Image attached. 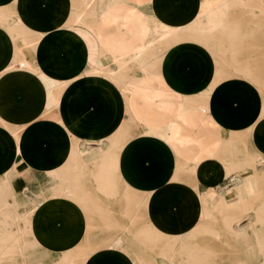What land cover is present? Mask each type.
I'll return each mask as SVG.
<instances>
[{
    "label": "crops",
    "instance_id": "1",
    "mask_svg": "<svg viewBox=\"0 0 264 264\" xmlns=\"http://www.w3.org/2000/svg\"><path fill=\"white\" fill-rule=\"evenodd\" d=\"M73 7L72 0H0V204H7L0 208V264H78L74 255L84 247L96 249L84 264H137L136 254L103 245L128 228L144 244L146 219L180 231L183 197L208 186L195 166L214 177L222 170L218 156L229 166H253L255 158L264 164V98L249 79L264 69V50L243 56L251 43L264 48V0H112L99 7L93 30L56 29ZM183 42L199 52L197 62L186 64L177 51L163 69L182 75L186 64L191 74L206 76L205 84H174L158 68L165 51ZM260 122L262 140L245 143L239 129ZM133 123L144 131L131 132ZM124 126L130 137L118 166L85 157L73 166L75 149L104 147ZM233 144L240 160L229 150ZM185 166H193L198 181L186 177ZM146 195L149 210L143 207L133 222L129 201Z\"/></svg>",
    "mask_w": 264,
    "mask_h": 264
},
{
    "label": "rangeland",
    "instance_id": "2",
    "mask_svg": "<svg viewBox=\"0 0 264 264\" xmlns=\"http://www.w3.org/2000/svg\"><path fill=\"white\" fill-rule=\"evenodd\" d=\"M72 1H73V6H74L73 8H76V10L73 9V13L71 12V16L68 19V22H66L65 25H60L58 28L59 30L63 29V27H65L68 24H77L76 22H74V20H75V18L76 19L78 18L77 16L79 14V11H81L82 13H85V15H86L84 17L82 24L88 26L90 29L93 30L95 20L99 16V13L102 11L99 9V7H102V9H103L104 7H106L107 5H110L112 3V0H103V1L102 0H97V1L96 0H72ZM84 1L88 2L89 5L88 6L86 5V7L82 6V2H84ZM95 2H96V4H95ZM94 5L96 6V9H97L95 17L92 14V8ZM0 13H2L1 9H0ZM9 13H10V15H12L11 11H9ZM72 17L74 19H72ZM0 19H1V16H0ZM24 26L27 27L25 22H24ZM44 37H45V35L41 34V38H44ZM189 46H190L189 43L183 42V43L176 44V45L170 47L169 49H167L162 56V59L159 63L158 68L160 70H165L166 73H168L167 74L168 80L173 82L174 84H177L179 82H184V83H186V82L198 83L199 82L201 84H205L206 83L205 82L206 76H204L202 74H191L190 73L191 68L190 69L187 68L186 64H190L187 61L194 62V63L197 62V56L199 54V52L190 53L191 51H188ZM184 47H186L185 50H184ZM243 49L246 50L247 48L244 47ZM257 50H258V52H262L264 50V48L262 46L260 48H258L256 43H251L250 44V52H254V53L244 51L243 56H245V57H247L249 55L252 56L255 54V52ZM177 51H179L181 53V55L183 57H185V63L186 64H185V68H184V74H182V75L173 74L172 69H167V68L163 69V65H166L165 60H167V56L170 54H174V52H177ZM190 54H192V57H190L191 56ZM137 57H140V56H137ZM187 57H190V58L187 59ZM140 58H137L138 60L137 59L136 60L139 61ZM254 59L256 60V58H254ZM196 70H198V69H196ZM260 71H261V73H259V75L256 74L255 76H250L249 79L251 81H253L260 88V91H261L262 96L264 98V69L260 70ZM258 79L260 81H258ZM216 107H218V106H212V110H210V113L216 114V110H217ZM260 124L261 125L257 124L253 130L239 129V131L240 130L245 131V132H241L244 135L243 139L245 140V143L247 142V143L254 144L256 141L259 143L262 140V134H261L260 128H261L263 123L260 122ZM226 128H228V127H226ZM224 130H225V128L222 129V131H224ZM228 130H230V128H228ZM132 131L134 132V134L135 133L141 134L144 131V126L140 125V124L136 125V123H133V127H132L131 132ZM222 131H220L219 133H221ZM117 134H120V135H117L118 141H120V143H119V147L116 149V151L119 155L120 151L124 147L127 139H129L130 135L125 137L127 135V127L126 126H124L121 129V131L118 132ZM237 147L238 146L233 144L232 148L230 147L229 150L232 149V154L235 156L238 155L237 157H239L238 159L240 160L242 158V157L240 158V148L237 151H235L237 149ZM241 147H242V151L244 153L245 152L248 154L253 153V152H250L249 150H247V148H244V145ZM223 150L225 151V148ZM236 153H237V155H236ZM226 161L227 160H225L224 155L222 156V158L220 156H218L217 163L221 165L220 167L222 168V170L217 175L214 174V177H212L206 173V166H198V168H197V166H195L196 170L194 169V173H196V175H198V177H200V179H199L200 182H203V183L207 184L208 186L211 182H213L216 178H218L219 174L221 176V173H222L223 179H228L222 184V187H224V189L226 188V190L228 191V194H231L233 192L230 190L232 188H234V182L231 179L233 176L231 178H230V176L227 177L230 171L226 172V170L230 167L229 166L230 161H227V162ZM255 161H256V158L254 160H252V164L254 163L253 166H258V168H259V170L255 174L258 177L259 185L261 188L260 195L255 200H253L249 203H245V204L242 203L236 207L234 206V207L224 208V209H222L220 207H214L213 205L211 206V203H212L211 199H212L213 193L217 192L218 190H214V192L208 191L207 190L208 186H207L205 192L202 194L195 193V196L188 195V196L183 197L182 203L179 205L178 209L176 210L177 214L179 215V220L183 226V228L180 231L177 232V231L164 229V228L160 227V225H158L156 222L146 219L145 223H147L149 227H147V229L139 236L140 239L144 242V244H137V243H139V241L136 240V235L134 234L132 229H129V228L127 230L124 229V231H123L124 233L121 234V237H117V238H120L123 240L121 250L124 253L126 252L127 254H136L140 260V262L137 264H164L167 261H168V264H171V263L176 264L175 260L171 261L169 258L162 256V253H161L162 248L165 249V248H168L170 246H173L176 250L175 253H178V254H176V256L179 257L181 245H180L179 241H177V239H176L175 243L170 244V242H169L171 239L170 235L173 236V237L171 236L172 238H174V237L178 238L179 233H182L185 231L189 232L192 229L195 231V229H197L195 231L194 237L189 238V240L191 242L200 241V246H202V247H207V248L212 247L211 250H212V252H214V255L211 257L208 264H260V262L262 261L261 258H258L257 263H255L243 251V249H245L248 245H252V246L255 245L252 231L249 230L250 240H249V244H248V243H244V242H238L237 239L235 238V235L232 232L228 231L225 227L227 221L236 220V219H239L241 217H242V220L240 223L242 225L249 224V219L246 217V215L254 213V209L261 211V213L264 215V208H262V207H264V164L261 165V163L259 164L257 161L256 162ZM113 165L115 166V164H113ZM94 166H97V165H94ZM189 168H193V166H185L186 171L184 173L186 174V177L192 181H198V178H196V175L192 174V169L189 170ZM240 168H241L240 170H242V168H247V167L241 166ZM179 170H180V168H179ZM215 188H217V187H215ZM121 189H122V192L126 193V195H127V191L124 189V187L122 185H121ZM224 189L222 188V190H224ZM147 196L148 195L129 201L131 203V205L136 207V214L132 217L133 222L139 219V217H140L139 212L141 211V209L143 207H148V210H149L150 204H149V200H148ZM139 203L141 205H140V207L137 208ZM262 204H263V206H262ZM198 208H200V210ZM92 214H94V213L92 212ZM92 214L89 215V220L92 218L91 221L94 222V220L96 221V219H93V217H91ZM186 218L188 219L187 221H185ZM262 220L264 221V219H262ZM260 225L261 224H256V226L259 229L264 231V226L262 227ZM96 231H97V229H96ZM125 231H127V233ZM212 232L216 233V237L213 235ZM206 240H210V245H209V243L204 244V243H207V242H205ZM140 245L143 248H140V250L139 249L136 250L137 248H139ZM133 248H135V250ZM94 250L95 249H93V248H87V249L85 248L84 249V251L87 253L88 256H90L94 252ZM222 258H227V259L225 261H223ZM167 259H169V260H167ZM161 260L162 261L164 260V261L161 262Z\"/></svg>",
    "mask_w": 264,
    "mask_h": 264
},
{
    "label": "bare ground",
    "instance_id": "3",
    "mask_svg": "<svg viewBox=\"0 0 264 264\" xmlns=\"http://www.w3.org/2000/svg\"><path fill=\"white\" fill-rule=\"evenodd\" d=\"M86 5L88 6L89 5V3L88 2H82V6H85L86 7ZM81 11H79V14H78V18L76 19L75 18V20H74V22H76L77 24H82V22H83V20H84V17L86 16L85 15V13H80ZM72 13H73V11H72ZM4 14V13H3ZM92 14L94 15V17H95V5L93 6V8H92ZM0 16H3L2 15V13H0ZM3 18H5L4 16H3ZM58 18V17H57ZM57 18H55V20H56V22H57ZM21 19V18H20ZM72 19H74L73 17H72ZM71 19V20H72ZM12 20V19H11ZM15 21V20H14ZM18 23H19V25H22V24H24V21H22V19L19 21L18 20ZM17 24V23H16ZM59 24H58V22H57V28L56 29H58L59 28ZM17 27V26H16ZM20 27H22V26H20ZM148 47H150V46H148ZM146 49H148V48H146ZM140 57H141V55H139ZM145 56V55H144ZM140 57H136V59L137 58H140ZM138 60V59H137ZM107 70V69H106ZM102 71V70H101ZM104 72V71H103ZM106 72V71H105ZM109 74H112L111 73V70L110 71H107ZM107 72H106V74H107ZM106 74H104L103 73V75H106ZM107 76V75H106ZM112 76V75H111ZM116 76V75H115ZM109 77H110V75H109ZM113 77V80H116L117 78H114V76H112ZM125 80V79H124ZM117 81V80H116ZM121 83H122V79H121V81H120ZM114 83H115V81H114ZM116 83H119V82H116ZM18 134V133H17ZM118 136L117 135H115L114 137H112V138H110L109 140H108V142H109V144H107L106 146H102L101 148H99V149H94V148H84V149H75L74 150V155L72 156L73 158H78V161H74V163H73V166H77V164L79 165V163H80V160L82 159V157H83V159H84V157L86 158V160H87V162H88V164H90V163H92V162H96V160H101L102 161V165L103 166H114L113 164H115V166H118V159H119V155H118V153H117V151H116V149L119 147V143H120V141H118V138H117ZM117 138V139H116ZM74 142V141H73ZM77 142V141H76ZM78 145H79V143H78ZM118 145V146H117ZM74 147H75V144H74ZM79 148V147H78ZM70 151H72V150H70ZM79 152V153H78ZM59 157H61V155L59 154V155H56V159L57 158H59ZM69 157V156H68ZM263 158V157H262ZM68 159V158H67ZM260 159H261V157H260ZM259 159V160H260ZM75 160V159H74ZM85 160V159H84ZM257 161V160H256ZM264 161V160H263ZM78 162V163H77ZM250 162V161H249ZM259 164L261 163L260 161H257ZM82 163V165H83V162H81ZM251 165V164H250ZM261 165H262V163H261ZM86 166H87V164H86ZM114 166V167H115ZM241 166H230L227 170H226V172L227 171H230L229 172V174H228V176L227 177H229L230 176V178L233 180V182H234V188H232L230 191H232L233 193H231V194H228V191L226 190V188L224 189V187H222L220 184H219V182H220V180H222L223 179V177H222V173H221V176H220V174H219V176H218V178H216L213 182H211L210 184H209V186H208V191H213L214 192V190H218L217 192H214L213 193V195H212V199H211V201H212V203H211V206L213 205L214 207H220V208H222V209H224V208H230V207H236V206H239L240 204H242V203H249V202H251V201H253V200H255L259 195H260V191H261V188H260V185H259V181H258V177H257V175L255 174L258 170H259V168H258V166H246L247 168H242V170H240L241 168H240ZM60 168V167H59ZM197 168H198V166H197ZM202 168V167H201ZM56 170V169H55ZM196 170V169H195ZM254 170V171H253ZM198 171V170H197ZM204 171V170H203ZM47 172V171H46ZM110 172V171H109ZM223 172V171H222ZM63 172H58L57 173V175H58V177H63ZM104 174V173H103ZM196 174V173H195ZM238 174V175H237ZM105 175V174H104ZM108 175V174H107ZM106 175V176H107ZM106 176L105 177H103V178H105L106 179ZM109 176V175H108ZM51 177V176H50ZM109 180V179H108ZM53 181V180H52ZM106 181V180H105ZM104 184V183H103ZM109 184V183H108ZM107 184V182L105 183V192L106 193H110L108 190V188L107 187H109V185ZM110 185H112L111 183H110ZM114 185V184H113ZM9 186V185H8ZM104 187V186H103ZM111 187V186H110ZM215 187H217V188H215ZM11 187H9V189H10ZM222 188L224 189V190H222ZM1 189V188H0ZM102 189V188H101ZM104 189H102L103 191H104ZM11 190V189H10ZM97 190V189H96ZM1 191V190H0ZM6 191V190H5ZM4 191V192H5ZM99 191H100V189H99ZM112 191V190H111ZM93 192V191H92ZM101 192V194H102V191H100ZM1 194H2V191L0 192ZM49 193V192H48ZM6 193H4L3 195H5ZM13 193H12V198H14L13 197ZM104 195V194H103ZM107 195L105 194V196L104 197H106ZM6 197H8L7 195H6ZM75 197V196H74ZM102 197V196H101ZM9 198V197H8ZM17 198V197H16ZM84 199V198H83ZM85 199H86V197H85ZM90 199V198H89ZM96 199H98V197L97 198H95V201H96ZM106 199V198H105ZM11 200V199H10ZM9 200V201H10ZM16 200V199H15ZM88 199H86V201H87ZM92 200V199H91ZM91 200H90V202H91ZM102 200H103V197H102ZM107 200H109L108 198H107ZM112 200V199H111ZM40 201H41V199H40ZM82 201V200H81ZM85 201V200H84ZM85 201V202H86ZM94 201V202H95ZM113 201V200H112ZM117 201V200H116ZM115 201V202H116ZM4 202V201H3ZM35 202V201H34ZM37 202V201H36ZM78 202V201H77ZM5 203V202H4ZM0 204V208H2L3 206H6L7 204ZM15 203V202H14ZM13 203V204H14ZM32 203V202H31ZM80 203V202H79ZM82 203V202H81ZM97 203H99V202H97ZM110 203V200H109V202H108V204ZM118 203H119V201H118ZM38 204V203H37ZM86 204H89L88 202L86 203ZM90 204H93V203H90ZM83 205H85L84 203L82 204V206ZM94 205V204H93ZM92 205V206H93ZM140 203L138 204V206H137V208L138 207H140ZM146 205V204H145ZM19 206V205H18ZM17 206V207H18ZM22 206V205H21ZM37 206V205H36ZM86 206V205H85ZM101 206V205H100ZM198 206V205H197ZM262 206H263V204H262ZM16 207V206H15ZM16 207V208H17ZM84 207V206H83ZM89 206H87L86 208H88ZM112 207V206H111ZM115 207V206H114ZM6 208H8V207H6ZM5 208V209H6ZM97 208V207H96ZM95 208V209H96ZM100 208V207H99ZM262 208H264V207H262ZM9 209V208H8ZM13 209V208H12ZM33 209H34V207H33ZM199 210H200V208H198ZM14 211H15V208L13 209ZM13 210H11L10 209V211H13ZM9 211V212H10ZM33 211V210H32ZM94 211V210H93ZM106 211H108V209L106 210ZM94 212H96V211H94ZM102 212V211H101ZM17 213V212H16ZM31 213V212H30ZM18 214V213H17ZM90 214H92V212H89V215ZM29 215V214H28ZM27 215V216H28ZM31 215V214H30ZM93 215V214H92ZM185 215V214H184ZM187 215V214H186ZM199 215V214H198ZM197 215V216H198ZM204 215V214H203ZM104 216V215H103ZM111 216V215H110ZM29 217V216H28ZM244 217V216H243ZM246 217L249 219V224H247V225H242L240 222H241V220H242V217L241 218H239V219H236V220H229V221H227L226 222V229L228 230V231H230V232H232L234 235H235V238L237 239V241L238 242H244V243H248L249 244V240H250V233H249V230H251L252 231V234H253V239H254V242H255V245H248L245 249H243V251L246 253V255L249 257V258H251V260L252 261H254L255 263H257V259L258 258H261L262 259V261L260 262V264H264V231L263 230H261V229H259L257 226H256V224H261L260 226H264V221L262 220V219H264V215L261 213V211H259V210H256V209H254V213H252V214H247L246 215ZM106 218V217H105ZM184 218V217H183ZM207 218V217H206ZM26 219H28V218H26ZM26 219H25V222H26ZM94 219V218H93ZM92 220V218L89 220V222H92V223H94V224H92V226L94 225L95 226V224H98V223H95V222H97V221H95L94 220V222L93 221H91ZM188 219L186 218L185 219V221H187ZM28 222V221H27ZM98 227V226H97ZM96 227V228H97ZM93 230H94V228H93ZM197 229H195V231H196ZM200 230V229H199ZM195 231L192 229L191 231H185V232H182V233H179V237L178 238H176V237H174V238H172L173 236L172 235H170V244H173V243H175V241H176V239H177V241H179V243H180V245H181V250H180V253H179V257L178 256H176V254H178V253H175L176 252V250H175V248L173 247V246H170V247H168V248H162V250H161V253H162V256L163 257H166V258H169L171 261H176V264H208L209 263V261H210V259H211V257L214 255V252H212V247H210V248H207V247H202V246H200V241H195V242H191L190 240H189V238H191V237H194V234H195ZM151 232V231H150ZM208 233V232H207ZM213 233V232H212ZM25 235H26V233H25ZM88 235V234H87ZM213 235L216 237V233L214 232L213 233ZM13 236V235H12ZM89 236V235H88ZM172 236V237H171ZM28 237V236H27ZM10 238V237H9ZM21 238V237H20ZM86 238H88V237H86ZM169 238V237H168ZM15 239V241L16 242H20L19 241V238H18V241L16 240V238H14ZM23 239H25V238H23ZM21 240V239H20ZM12 241V240H11ZM22 241V240H21ZM122 242H123V240L122 239H120V238H116V239H114L113 238V240L111 241V242H109L108 244H106V245H103V246H107L108 245V247H110V248H114V249H119V250H121V246H122ZM205 242H207V243H204V244H208L209 243V245H210V240H206ZM15 243V242H14ZM28 243V242H27ZM27 243H25L26 245H27ZM30 243V242H29ZM29 243H28V247H29ZM33 243V242H32ZM31 243V244H32ZM87 243H89V242H87L86 241V244ZM24 244V245H25ZM36 244V243H35ZM34 243L32 244L33 246V250H37V248L39 247V246H37L36 247V245H35ZM169 244V245H170ZM213 244V243H212ZM26 245H25V247H26ZM34 245H35V247H36V249L34 248ZM102 246V245H101ZM31 247V246H30ZM98 247V246H97ZM87 248V247H86ZM99 249H100V247H98ZM97 248V249H98ZM123 248V247H122ZM28 249V251H29V249L30 248H27ZM27 249L26 250H24V252L25 251H27ZM31 249V250H32ZM39 249V248H38ZM84 249H85V247L84 248H82V249H80L79 250V252L77 253V254H75L74 255V258L75 259H77V260H79V263L78 264H84V262L86 261V259L89 257L88 255H87V253L84 251ZM14 250V249H13ZM96 250V249H95ZM105 250V249H104ZM10 252L12 251V250H9ZM122 251V250H121ZM14 251H12L11 253V255H13L14 253H13ZM99 252V251H98ZM16 253H17V251H16ZM21 252L19 251V254H20ZM34 253V252H33ZM42 253H43V251H42ZM41 253V254H42ZM45 253V252H44ZM6 255V252L5 253H3V255ZM18 254V255H19ZM25 254V253H24ZM36 255H38L37 253H35ZM4 255V257H6ZM16 255V254H15ZM30 255V254H29ZM33 255V254H32ZM10 256V255H9ZM26 256V255H25ZM24 256V257H25ZM67 256H68V254H67ZM7 257H8V255H7ZM13 257V256H12ZM14 257H16V256H14ZM38 257H39V255H38ZM46 257V256H45ZM64 257V256H63ZM176 257V258H175ZM0 258H1V256H0ZM10 258V257H9ZM27 258V257H26ZM49 258V257H48ZM66 258V257H65ZM64 258V259H65ZM25 259V258H24ZM162 259V258H161ZM169 259H167V260H169ZM227 258H222V260L223 261H225ZM44 260H46V259H44ZM62 260V259H61ZM60 260V261H61ZM166 260V261H167ZM76 261V260H75ZM164 261V260H163ZM162 260H161V262H163ZM37 262V261H36ZM43 262V261H42ZM65 262V261H64ZM71 262V261H70ZM69 262V263H70ZM25 263H26V261H25ZM41 263V262H40ZM73 263V262H72ZM171 263V262H170ZM33 264V263H32ZM35 264H37V263H35ZM39 264V263H38ZM42 264V263H41ZM164 264H168V261L167 262H165ZM172 264V263H171Z\"/></svg>",
    "mask_w": 264,
    "mask_h": 264
}]
</instances>
